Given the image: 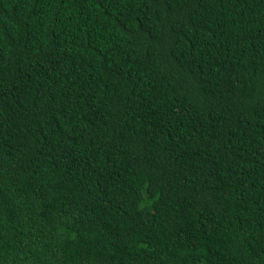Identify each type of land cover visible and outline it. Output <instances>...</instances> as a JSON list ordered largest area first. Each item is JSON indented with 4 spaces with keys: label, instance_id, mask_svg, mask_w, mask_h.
Wrapping results in <instances>:
<instances>
[{
    "label": "trees",
    "instance_id": "trees-1",
    "mask_svg": "<svg viewBox=\"0 0 264 264\" xmlns=\"http://www.w3.org/2000/svg\"><path fill=\"white\" fill-rule=\"evenodd\" d=\"M0 264H264V0H0Z\"/></svg>",
    "mask_w": 264,
    "mask_h": 264
}]
</instances>
